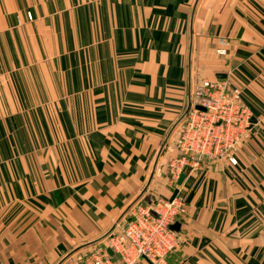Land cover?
Instances as JSON below:
<instances>
[{
	"label": "crops",
	"instance_id": "obj_1",
	"mask_svg": "<svg viewBox=\"0 0 264 264\" xmlns=\"http://www.w3.org/2000/svg\"><path fill=\"white\" fill-rule=\"evenodd\" d=\"M225 78L236 164L171 183L195 85ZM175 189L166 264H264V0H0V264H58Z\"/></svg>",
	"mask_w": 264,
	"mask_h": 264
},
{
	"label": "built area",
	"instance_id": "obj_2",
	"mask_svg": "<svg viewBox=\"0 0 264 264\" xmlns=\"http://www.w3.org/2000/svg\"><path fill=\"white\" fill-rule=\"evenodd\" d=\"M220 42L228 44L225 39ZM216 53L224 55L226 51L218 48ZM241 93V88L227 78L198 81L182 118L178 154L169 166L171 183L181 172L193 169L204 159L236 164L232 151L243 144L252 123V112ZM185 214V206L175 197H157L137 204L100 244L68 257L63 264H137L141 259L166 264L168 255L180 242L171 225Z\"/></svg>",
	"mask_w": 264,
	"mask_h": 264
},
{
	"label": "water",
	"instance_id": "obj_3",
	"mask_svg": "<svg viewBox=\"0 0 264 264\" xmlns=\"http://www.w3.org/2000/svg\"><path fill=\"white\" fill-rule=\"evenodd\" d=\"M189 106H190V100H189V102H188V104H187L186 109L184 110V112H183L182 115L180 116L179 120H181V119L184 117V115L186 114V112H187ZM196 106H197L198 108H201V109H202V107H200V106H198V105H196ZM184 177H185V174H184L183 172H181V173L179 174V176H178L177 184H181L182 181H183V179H184ZM151 178H152V175L150 176V179H151ZM150 179H149V181H150ZM176 193H177V189L174 190V192H173V194L171 195L170 198L175 197ZM171 228L177 231V230L179 229V223H178V222H175L174 224L171 225ZM108 234H109V233H107L106 235H108ZM107 252H108L109 254H112V251H111L110 249H108ZM68 256H69V254H68L67 256H65V257H64V258H63L58 264H60V263H61L63 260H65Z\"/></svg>",
	"mask_w": 264,
	"mask_h": 264
},
{
	"label": "rangeland",
	"instance_id": "obj_4",
	"mask_svg": "<svg viewBox=\"0 0 264 264\" xmlns=\"http://www.w3.org/2000/svg\"><path fill=\"white\" fill-rule=\"evenodd\" d=\"M28 13H29V12H28ZM28 13H27V17H28V18H31V16H30V17L28 16ZM102 241H103V240H102ZM85 251H86V250H85Z\"/></svg>",
	"mask_w": 264,
	"mask_h": 264
}]
</instances>
